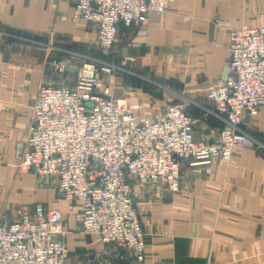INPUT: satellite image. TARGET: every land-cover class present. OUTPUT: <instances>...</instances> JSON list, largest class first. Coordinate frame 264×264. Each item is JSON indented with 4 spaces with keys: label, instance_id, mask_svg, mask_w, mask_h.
Listing matches in <instances>:
<instances>
[{
    "label": "crops",
    "instance_id": "obj_1",
    "mask_svg": "<svg viewBox=\"0 0 264 264\" xmlns=\"http://www.w3.org/2000/svg\"><path fill=\"white\" fill-rule=\"evenodd\" d=\"M73 15L72 0H0V223L36 205L59 208L65 264H264V108L244 116L245 147L229 161L184 165L177 192L133 185L142 263L83 234L52 180L17 172L39 87L71 86L81 60H101L96 25ZM262 25L264 0H167L161 22L119 28L107 58L117 70L110 95L138 121L179 105L195 138L213 140L225 124L209 112L207 93L227 79L229 30Z\"/></svg>",
    "mask_w": 264,
    "mask_h": 264
},
{
    "label": "built area",
    "instance_id": "obj_2",
    "mask_svg": "<svg viewBox=\"0 0 264 264\" xmlns=\"http://www.w3.org/2000/svg\"><path fill=\"white\" fill-rule=\"evenodd\" d=\"M72 2L74 19L96 25L102 56L110 54L119 28L153 18L161 22L167 12V0ZM228 51L227 79L207 93L209 112L225 124L215 139L195 138L193 121L179 105L138 121L133 107L115 101L100 76L99 70L110 77L113 66L86 59L71 86L37 90L17 172L52 180L83 234L116 245L142 263L145 234L133 206V185L177 192L184 165L229 161L245 147L244 116L264 108V25L229 30ZM66 71L64 63L57 65L58 73ZM64 225L59 208L41 205L0 223V264H65Z\"/></svg>",
    "mask_w": 264,
    "mask_h": 264
},
{
    "label": "rangeland",
    "instance_id": "obj_3",
    "mask_svg": "<svg viewBox=\"0 0 264 264\" xmlns=\"http://www.w3.org/2000/svg\"><path fill=\"white\" fill-rule=\"evenodd\" d=\"M99 53H100V56H101V60H104V61L108 62V61H107V58H108L109 55H108V56H102V55H101L102 53H101L100 51H99ZM82 62H83V61L81 60V63H82ZM81 63H80V64H81ZM108 63H109V62H108ZM111 65L113 66V64H111ZM112 68L114 69V70H113V73L117 72V70H116V68H115L114 66H113ZM99 73H100V76H104L103 78H106V81H105V82H106L107 84L110 83V82H108V81H109V79H107L108 77H106L105 75H103V74L100 72V70H99ZM113 73H112V74H113ZM108 86H110V85L108 84Z\"/></svg>",
    "mask_w": 264,
    "mask_h": 264
}]
</instances>
